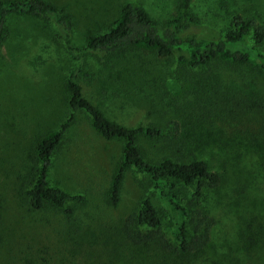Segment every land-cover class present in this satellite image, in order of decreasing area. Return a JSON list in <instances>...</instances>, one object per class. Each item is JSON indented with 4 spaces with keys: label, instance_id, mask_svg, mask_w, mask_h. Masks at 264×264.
I'll use <instances>...</instances> for the list:
<instances>
[{
    "label": "rangeland",
    "instance_id": "obj_1",
    "mask_svg": "<svg viewBox=\"0 0 264 264\" xmlns=\"http://www.w3.org/2000/svg\"><path fill=\"white\" fill-rule=\"evenodd\" d=\"M48 1L71 14L73 44L81 49L85 35L104 30L125 0ZM135 1L163 22L176 0ZM235 12L264 18V0H194L189 13L195 24L182 36L212 37ZM7 24L10 34L0 48V264H264V148L239 127L227 135L221 149L210 146L199 154L220 182L204 206L214 221L198 252L162 249L155 243L134 248L121 240L119 222L147 195L164 237L177 245L169 209L139 173L123 172L118 202L110 204L109 186L122 142L102 137L78 110L48 170L49 184L79 196L64 207L71 208L73 224L65 222L63 208L32 209L23 193L33 145L67 117L64 80L76 66L92 72V77L75 78L82 95L108 119L125 126L170 119L168 101L182 105L181 93L189 89L185 80L190 77L175 55L162 58L136 51L101 65L83 50L69 56L50 23L10 16ZM218 67L221 89L263 92L261 80L247 74L246 67ZM199 133L205 135L203 129ZM137 146L151 162L179 155L162 141L140 137Z\"/></svg>",
    "mask_w": 264,
    "mask_h": 264
},
{
    "label": "trees",
    "instance_id": "obj_2",
    "mask_svg": "<svg viewBox=\"0 0 264 264\" xmlns=\"http://www.w3.org/2000/svg\"><path fill=\"white\" fill-rule=\"evenodd\" d=\"M193 1L176 0L172 15L159 22L137 1L125 0L105 29L86 34L82 48L78 49L73 44V17L62 8L48 0H0V48L10 34L7 19L29 17L50 23L71 57L83 50L103 65L136 51L162 58L175 55L185 68L184 75L190 77L184 79L189 89L181 93L182 105L168 101L170 119L125 126L108 119L82 95L75 78L92 77V72L76 66L64 80L67 117L33 145L31 172L23 193L32 209L63 208L65 222L68 226L73 224L71 208L64 207L79 196L49 184L48 170L50 157L72 122L73 111L78 110L102 137L122 142L118 166L109 186L110 204L118 202L123 172L131 169L139 173L146 179L151 193L169 209L177 245L171 246L164 237L160 217L147 195L140 198L134 212L119 222L117 234L121 240L134 248L155 243L162 249L186 254L203 249L214 221L204 206L220 179L199 154L210 146L221 149L227 135L237 127L264 148V18L235 12L230 14L228 24L212 37H183L195 24L189 13ZM222 63L246 67L247 74L261 80L263 92L259 94L256 89L241 87L221 89L218 66ZM202 129L203 137L199 133ZM197 131L198 137L191 140ZM140 137L162 141L179 155L151 162L137 146Z\"/></svg>",
    "mask_w": 264,
    "mask_h": 264
}]
</instances>
